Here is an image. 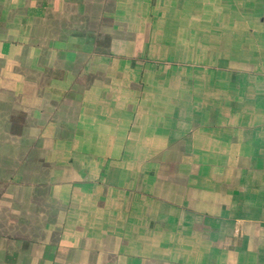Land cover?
<instances>
[{"label":"crops","instance_id":"0c3cea01","mask_svg":"<svg viewBox=\"0 0 264 264\" xmlns=\"http://www.w3.org/2000/svg\"><path fill=\"white\" fill-rule=\"evenodd\" d=\"M0 264H264V0H0Z\"/></svg>","mask_w":264,"mask_h":264}]
</instances>
